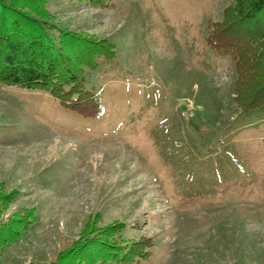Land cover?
Here are the masks:
<instances>
[{"label": "rangeland", "instance_id": "1", "mask_svg": "<svg viewBox=\"0 0 264 264\" xmlns=\"http://www.w3.org/2000/svg\"><path fill=\"white\" fill-rule=\"evenodd\" d=\"M231 5L35 0L54 38L115 61L95 123L0 86V264H98L109 244L145 246L140 264H264V112L238 114L235 61L208 43Z\"/></svg>", "mask_w": 264, "mask_h": 264}, {"label": "trees", "instance_id": "2", "mask_svg": "<svg viewBox=\"0 0 264 264\" xmlns=\"http://www.w3.org/2000/svg\"><path fill=\"white\" fill-rule=\"evenodd\" d=\"M83 1L100 4L105 0ZM34 5L35 0H0V86L43 94L65 115L95 123L108 109L101 100V81L96 77H106L113 70L115 56L106 49L110 46L87 44L77 48L76 42L62 33L54 38L50 26L39 20L42 18ZM224 15L223 31H217L208 43L235 61L238 79L233 101L238 114L264 112V0H232ZM229 15L230 24L237 22L241 34L224 46ZM232 26L230 31L236 28ZM108 246L101 254L92 252L90 259L98 264H140L148 256L145 246Z\"/></svg>", "mask_w": 264, "mask_h": 264}]
</instances>
